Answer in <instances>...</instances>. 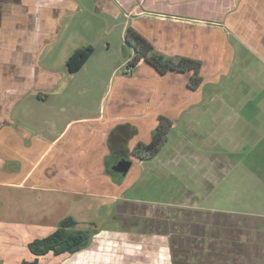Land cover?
Returning a JSON list of instances; mask_svg holds the SVG:
<instances>
[{
	"label": "crops",
	"instance_id": "obj_1",
	"mask_svg": "<svg viewBox=\"0 0 264 264\" xmlns=\"http://www.w3.org/2000/svg\"><path fill=\"white\" fill-rule=\"evenodd\" d=\"M104 1L109 5L107 9L110 10L107 12L124 20V34L130 26L159 53L167 57L178 56L200 61L201 83L197 89L192 90L188 86L191 72L159 75L142 61L135 67H128L126 61L120 66L126 64V70L118 69V73L114 71L96 110L85 107L87 110L84 112L64 116L65 109L61 113L52 104L59 76L44 68L40 57L43 49L56 44L61 36L60 21L75 11L74 0H0V190L4 189L9 194L19 193L21 198L24 197L18 201L20 206L14 207L16 214L22 208V203L36 205L33 207L36 208L33 218L23 223L15 224L13 222L18 221L0 219V231L6 232V228L11 231L12 226L20 225L19 232L28 240L44 238L53 233L67 216L64 214L58 220L51 212L47 214L52 215L50 218L44 216L43 208L52 199L57 200L54 208L58 209L61 206L58 204H77L80 203L79 198L83 197L120 201L119 195L110 191V188L124 191L123 183L115 184L104 172L105 160L110 155L109 142L118 144L123 141L131 153L137 144L150 141L159 116L172 122L168 135L182 127L183 131L190 130L191 136L179 135L180 143L191 144L192 139L194 144L195 138H198L206 146L202 153L192 151L184 154L177 151L168 156L170 161L195 155L204 157L209 166L215 163L223 167L220 162L231 161L229 155L235 154L228 152L220 156L213 151L214 145L219 142L214 137L217 130L214 120H219V116L218 110L212 105L217 106L223 100L230 104L229 107L223 106L228 110L226 122L236 127V124L245 121L247 126L244 127L247 132L239 134L248 135L244 137L247 140L242 148H250L264 139V121L255 120L257 117L264 120V0H245L243 15L247 22L242 25L243 39L222 25L225 18L238 15L237 0ZM46 29L49 30L47 33L44 31ZM207 43L215 53V57L208 56L211 63L203 56ZM197 50L202 52L197 54ZM218 50L222 52V57L217 53ZM207 63L211 66V76L207 75L206 66L204 69ZM204 96L209 98L210 109L214 113L206 111L209 106L208 102L204 104ZM234 96L239 98L235 99ZM225 97L231 100L223 99ZM29 105L34 108L32 111H43L48 106L49 118L44 119L42 125H22L24 111L21 107L28 108ZM197 112L210 115L199 118ZM209 119L212 124L201 127V123ZM59 123H62L61 129ZM226 136L227 139L231 138L230 133ZM241 140L243 143V138ZM169 143L170 139L167 138L165 145ZM160 155L161 150L156 157ZM130 160L132 167L135 159L130 157ZM92 179L99 180L96 188L90 184ZM70 180L77 185L71 187ZM167 182L163 177L158 186ZM107 183L108 190L100 189ZM132 187L128 185V189ZM64 196L74 197L75 202ZM123 198L144 202V199L136 195ZM146 201L152 204L166 202L155 198ZM8 203L12 204L9 200ZM106 230L120 233L118 228ZM259 232L252 227L246 229L244 233L249 247L244 250V254L253 257L256 264H264V239L263 242L253 239V233L264 237V233ZM167 236L159 233L131 239L128 236L127 242L132 243L134 248L137 244L146 245L151 253L156 252L152 259L132 256L129 264H171ZM255 242L260 247H253ZM95 252H101L102 258L101 250Z\"/></svg>",
	"mask_w": 264,
	"mask_h": 264
},
{
	"label": "rangeland",
	"instance_id": "obj_2",
	"mask_svg": "<svg viewBox=\"0 0 264 264\" xmlns=\"http://www.w3.org/2000/svg\"><path fill=\"white\" fill-rule=\"evenodd\" d=\"M74 2L75 11L68 18L60 21L61 36L56 44L45 47L40 57L41 65L59 76L52 104L61 113L62 109H65L64 116L77 115L80 111L87 110L85 107L92 111L96 110L114 71L118 73V69L126 70V64L120 67L121 63L126 61L128 63L132 55L131 50L124 43V20L116 18L112 12H107L110 9H107L109 5L104 0L102 2L74 0ZM244 3L245 0H237L238 15L225 18L222 22L224 29H229L228 31L240 39L244 38L242 25L247 22L243 15ZM44 31L47 33L49 30ZM85 46H91L93 54L80 71L72 75L68 74L65 67L66 60L72 51ZM199 51L202 52L197 50V54L200 53ZM217 53L223 56L220 50ZM210 55L215 57L211 45L207 43L203 56L209 63H211L208 58ZM205 66L207 75L211 76V66L207 63L204 69ZM208 93L211 92L208 91ZM234 98L237 99L239 96ZM204 99L205 103H203L208 102L209 106L206 111L214 113L210 109L209 98L204 96ZM223 99L231 100L230 97ZM222 102L225 103L224 100ZM222 102H219L217 106L212 105L215 110H218L219 116V120H214L217 125L214 137L219 139V142L218 145H214L213 151L220 156L227 155L228 152L235 154L229 155L232 159L228 163L220 162L223 167L215 163L209 166L207 160L198 155L187 156L179 161H170L168 156L177 151L184 154L192 151L202 153L206 148L202 145L204 141L198 138L193 139L194 144L192 139L191 144L179 142L181 133L184 136H191L190 130L183 131V127L173 130L167 137L170 143L163 146L159 158L154 157L146 162L131 155L135 161L122 181L124 191L119 188L120 193H118V188H110V191L119 195L120 201L83 197L79 198L80 203H66L67 207L66 204H58L61 205L58 209L54 208L56 199H52L43 208L44 216L48 218L53 214L56 220L64 214L73 218L76 225L73 229H68V233L81 232L84 237L89 236L88 241L83 242L79 253L70 255L66 252L58 254L47 252L37 256L34 241L39 238L24 239L25 235L19 232L20 225H16L10 228L11 231L5 227L9 232L0 231V264H19L32 262L34 259L38 260V264H121L127 257L129 260L130 256L137 255L152 259L156 252L151 253L146 245L137 244L134 248L133 244L127 242L128 236L131 239L135 234L132 229L138 222L139 227L146 232L171 237L175 245L171 264H256L253 257L249 258L244 254V250L249 247L244 232L252 227V229L260 230L259 233H264V139L250 148L249 146L242 148L241 146L247 140L244 137L248 136H243L247 132L244 128L247 127L245 121L236 124V127L233 124L229 125L226 122L228 110L223 106L229 107L230 104L224 105ZM47 107H44L43 111L38 109L32 111L34 108L30 105L28 108L21 107L24 111L22 125L27 127L42 125L44 119L49 118L50 111ZM210 113L197 112V115L199 118L202 116L206 118ZM193 116L196 115L193 114ZM256 119L259 122L264 121L262 118ZM206 124L211 125V119L202 122L201 127ZM61 126L62 123H59L60 129ZM241 132L243 134L239 135ZM227 133H230L231 138L227 139ZM241 155L244 156L241 157ZM163 177L168 182L159 187V180L161 181ZM97 181L99 180L92 179L91 186L96 188ZM129 184L133 185L130 189H128ZM69 185L73 187L77 184L70 180ZM108 185L109 183L104 187L101 186L100 189L108 190ZM148 194L154 195L159 201L166 202L152 204L123 198L134 195L141 199L151 198ZM64 197L75 202L72 196ZM20 198L19 193L9 194L4 189L0 190L1 220L12 219L18 221L13 223L19 224L33 218L36 212V208L33 207L36 205L32 206L30 202L24 205L22 203V208L16 214L14 207L20 206L18 201H22L24 197ZM8 200L12 204H9ZM39 211L42 212V210ZM48 212L52 215H47ZM117 228L120 230L118 234L108 231ZM105 229L108 232H105ZM259 236L260 234L253 233V239L263 242L264 237ZM142 240L140 242L144 243ZM253 247L260 246L255 242ZM176 249L179 251L177 252ZM59 250L60 248L57 249ZM94 250H101L102 258L101 252L94 253Z\"/></svg>",
	"mask_w": 264,
	"mask_h": 264
},
{
	"label": "trees",
	"instance_id": "obj_3",
	"mask_svg": "<svg viewBox=\"0 0 264 264\" xmlns=\"http://www.w3.org/2000/svg\"><path fill=\"white\" fill-rule=\"evenodd\" d=\"M124 43L133 53L128 62V67H135L142 61L159 75H164L168 72H191L192 74L188 79L189 88L195 90L200 85V71L202 68V63L200 61L178 56L167 57L156 51L151 43L140 36L130 26L125 30ZM92 53L93 48L91 46L76 49L66 60L65 67L67 72L70 74L78 72ZM171 129L172 122L164 116H159L157 118V125L151 134L150 141L147 144H137L131 154L141 161L144 160L147 162L152 160L167 142V137ZM75 225V221L70 217L61 220L53 233L34 241L36 249L35 254L41 256L47 252H52L54 254L66 252L70 255L79 253L82 250L83 242L85 240L88 241L89 236L86 238L81 232L77 234L68 233L67 230L73 229ZM138 225L139 222L136 227H133V229L131 228L132 232L136 234H134L133 237L150 234L149 232L141 230L142 227L139 228ZM58 248H60L59 251H57ZM20 264H38V260L34 259L32 262H22Z\"/></svg>",
	"mask_w": 264,
	"mask_h": 264
},
{
	"label": "flooded vegetation",
	"instance_id": "obj_4",
	"mask_svg": "<svg viewBox=\"0 0 264 264\" xmlns=\"http://www.w3.org/2000/svg\"><path fill=\"white\" fill-rule=\"evenodd\" d=\"M113 133H115V132H113ZM109 144H110V155H109V158L107 160H105V163H104L105 164V166H104V172H106L108 174V176L111 178V180L114 183L121 184L122 181L124 180L125 176L129 172V170H130L131 167L129 168V170L126 173V175L124 177H122L121 180L119 179L120 178L119 177V174H117L113 170V168L115 166H117L122 161H131L130 160V157H131L132 154L129 153L128 150L125 148V145L123 144V141H121L118 144H114L112 141H110ZM148 195L151 196V198H149V197L143 198L144 199V202H147L146 201L147 199H153V198H155L154 195H152V194H148ZM145 196H147V195H145ZM138 227H139V225H138ZM168 237H169V250L171 252V255H173V252L172 251H175L174 250V246L175 245H174V242L171 240V237L170 236H168ZM177 251H179V249ZM130 257H132V256H130ZM127 258H129V257H127ZM127 258L125 259V262H124L125 264H129V260L130 259L127 260Z\"/></svg>",
	"mask_w": 264,
	"mask_h": 264
},
{
	"label": "water",
	"instance_id": "obj_5",
	"mask_svg": "<svg viewBox=\"0 0 264 264\" xmlns=\"http://www.w3.org/2000/svg\"><path fill=\"white\" fill-rule=\"evenodd\" d=\"M130 167H131V161H122L117 166H115L113 170L117 174H119L120 177L119 179L121 180L122 177L126 175Z\"/></svg>",
	"mask_w": 264,
	"mask_h": 264
}]
</instances>
